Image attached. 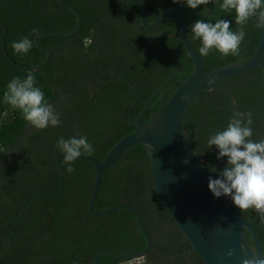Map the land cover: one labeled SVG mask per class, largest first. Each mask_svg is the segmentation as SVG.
Here are the masks:
<instances>
[{
    "label": "trees",
    "instance_id": "trees-1",
    "mask_svg": "<svg viewBox=\"0 0 264 264\" xmlns=\"http://www.w3.org/2000/svg\"><path fill=\"white\" fill-rule=\"evenodd\" d=\"M63 1L80 14L82 24L71 36L38 38V44L50 50L52 57L32 71L19 69L6 59L1 26H7L5 44L11 59L23 66H34L47 55L35 43L27 54H18L12 42L24 36L34 41V28L40 29L39 34L71 31L78 19L57 0H0V264H91L101 250L113 254L142 250L147 244L143 234L131 243L113 242L98 230L95 221L100 219L136 220L127 210L105 216L90 214L88 204L96 168L84 159L78 158L73 163L75 171L71 173L61 159L65 169L61 198H36L23 217L15 223L9 222L19 217L33 195L59 193L61 170L56 156L61 153L56 144L61 137L87 136L94 147L90 156L103 161L118 141L136 131L137 126L129 118L136 92L120 74L134 83L140 93L133 118L141 115L142 120L148 122L158 109L162 95L167 91L163 98L167 103L182 82L194 73V63L183 46L175 20L167 18L156 29L147 30L141 24L139 8L134 3ZM141 1L147 6L150 23L166 12L179 14L197 49L201 42L191 33L196 20L215 23L217 19H227L231 21L232 30L240 27L235 23V12L223 11L219 3L193 10L174 0ZM244 30L246 37L240 54L223 56L213 51L202 57L205 72L252 56L261 29L250 20ZM29 72L34 73L45 99L61 114L59 127L38 130L23 118L19 109L4 103L3 94L9 81L17 76L26 78ZM237 111H251L253 139L264 138V72L261 68L203 93L184 115L183 126L214 178H219L227 158L217 159L218 149L215 146L210 149L208 138L226 128ZM119 204L135 207L147 223L150 236L159 234L158 243L164 246L175 243L176 247L159 249L165 252V257L159 258L158 264L170 263L172 259V264H206L157 197L148 151L143 144L130 147L104 173L95 209L104 210ZM235 208L249 220L264 250V224L260 223L257 212ZM247 236L253 246L249 233ZM120 244L125 249H119ZM107 262L116 264L117 260L100 257L99 264Z\"/></svg>",
    "mask_w": 264,
    "mask_h": 264
},
{
    "label": "water",
    "instance_id": "water-1",
    "mask_svg": "<svg viewBox=\"0 0 264 264\" xmlns=\"http://www.w3.org/2000/svg\"><path fill=\"white\" fill-rule=\"evenodd\" d=\"M63 7L74 14L78 23L68 32L43 33L34 37L35 45L47 57L34 66H23L11 59L5 44L7 26L4 29L2 45L6 59L15 67L35 71L45 65L52 57L50 50L38 44V38L59 36L66 37L75 34L81 24L82 17L69 4L57 0ZM134 3L140 12L141 24L147 30H154L162 22L171 18L179 27L181 41L186 52L194 63V73L174 91L167 103L163 102L162 95L158 109L152 113L148 122H144L139 115L133 118L132 114L139 100V90L123 74L120 78L126 81L136 92L135 100L129 109V118L135 124L136 131L118 141L108 152L103 161L93 156L82 155L79 159L92 162L96 168L93 188L91 190L88 211L93 216H105L119 210H127L134 216L146 239V246L137 252L126 254H113L101 250L92 259V264H99L101 256L116 260L141 259L146 256L151 248V237L139 211L129 204H119L104 210H96L95 204L106 170L112 168L123 154L132 146L143 144L148 151L155 193L175 220L179 229L190 241L193 250L198 252L206 264H244L246 259L263 258L264 250L256 231L249 220L241 214L228 197L216 198L209 190V177L212 174L205 167L203 159L196 153L192 141L183 126L184 115L189 107L205 92L213 89L218 84L238 75L244 74L254 68H261L264 72V29H261L256 49L252 56L242 62L224 65L209 71H204V63L197 48L193 45L187 30V25L182 17L175 12H166L156 17L153 22L148 21L147 6L141 0H121ZM155 94V93H154ZM154 94L149 98V106ZM63 154L56 156L60 167L59 193H40L32 196L29 204L19 213V218L32 207L36 198L52 197L61 198L64 194L65 169L61 159ZM213 177V176H212ZM249 233L253 246L248 240ZM234 255L229 257V252Z\"/></svg>",
    "mask_w": 264,
    "mask_h": 264
},
{
    "label": "clouds",
    "instance_id": "clouds-1",
    "mask_svg": "<svg viewBox=\"0 0 264 264\" xmlns=\"http://www.w3.org/2000/svg\"><path fill=\"white\" fill-rule=\"evenodd\" d=\"M186 4L190 9L219 3L220 8L228 13L235 12V23L238 30H232L231 21L217 19L215 23L198 19L191 26L194 39H199L201 47L197 49L201 57L219 51L223 56L240 54L245 40L244 26L254 20L258 29H264V0H174ZM34 35L40 33L39 28L32 30ZM12 48L18 54H27L34 41L28 36L12 42ZM4 103L19 109L23 118L38 130L48 127H59L61 114L56 106L45 99V94L37 86L34 73L29 72L26 78L13 77L3 94ZM253 113L251 111L235 112L227 127L217 131L208 138L210 149H218L217 159L227 158L226 166L219 171V178L209 177V190L216 198L229 197L240 211L252 209L257 212L260 223L264 224V138L254 140ZM63 154V162L67 172H74L73 163L82 155L91 154L93 145L84 135L68 139L61 137L56 144ZM216 172V169H212ZM234 252H229L231 257ZM244 264H264V258L244 260Z\"/></svg>",
    "mask_w": 264,
    "mask_h": 264
},
{
    "label": "flooded vegetation",
    "instance_id": "flooded-vegetation-1",
    "mask_svg": "<svg viewBox=\"0 0 264 264\" xmlns=\"http://www.w3.org/2000/svg\"><path fill=\"white\" fill-rule=\"evenodd\" d=\"M144 223L148 230L147 223L145 221ZM95 225L97 226L100 232L105 233L106 236L109 237V240L113 242L126 241L128 243H131L135 238H140L139 236L143 234L137 222L130 221V220L100 219V220L95 221ZM150 237L152 241L151 248L146 254V256L141 258V261L137 262V259L117 260L116 264H158L159 262L158 259L165 257V252H162L163 250H159L164 245L161 243H158L157 241V239L159 238V234L158 235L155 234L154 236H150ZM164 247L171 248V247H176V245L175 243L174 244L171 243ZM118 248L125 249L122 244H120ZM121 254H126V253H121ZM172 262H173V259L170 261V263L165 262V264H172ZM91 264H92V260H91ZM105 264H110V262H107Z\"/></svg>",
    "mask_w": 264,
    "mask_h": 264
},
{
    "label": "rangeland",
    "instance_id": "rangeland-1",
    "mask_svg": "<svg viewBox=\"0 0 264 264\" xmlns=\"http://www.w3.org/2000/svg\"><path fill=\"white\" fill-rule=\"evenodd\" d=\"M0 122H1V121H0ZM138 261H141V259H137V262H138Z\"/></svg>",
    "mask_w": 264,
    "mask_h": 264
}]
</instances>
